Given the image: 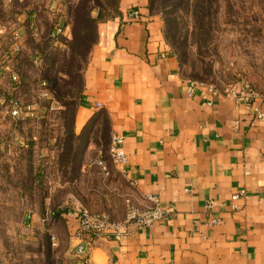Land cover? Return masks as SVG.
Listing matches in <instances>:
<instances>
[{"label": "crops", "instance_id": "1", "mask_svg": "<svg viewBox=\"0 0 264 264\" xmlns=\"http://www.w3.org/2000/svg\"><path fill=\"white\" fill-rule=\"evenodd\" d=\"M9 1L0 0L2 200L15 206L27 201L32 219L49 213L47 226L56 242L73 253L76 208L66 203L81 199L54 194L75 183L64 175L63 157L70 153L65 141L72 134L85 146L91 129L105 126L108 138L123 139L127 160L117 166V175L130 200L142 203L156 195L170 211L150 226L129 229L120 240L99 239L86 264H264V116L254 112L259 107L264 113V96L247 103L206 85L189 95L161 14L148 0H118L117 13L96 23L72 130L66 131L59 113L64 105L46 79H31L18 59L25 33L37 34L38 10L23 6V0ZM133 8L140 11L137 19L127 16ZM49 10L59 9L52 3ZM41 81L58 108L39 96ZM14 100L20 105L17 116L11 114ZM124 212L112 218L122 220Z\"/></svg>", "mask_w": 264, "mask_h": 264}, {"label": "rangeland", "instance_id": "2", "mask_svg": "<svg viewBox=\"0 0 264 264\" xmlns=\"http://www.w3.org/2000/svg\"><path fill=\"white\" fill-rule=\"evenodd\" d=\"M76 1H22L23 6L37 8L38 31L32 36L25 33V49L19 62L31 79L45 78L60 95L64 110L59 113L64 115L66 131L72 130V117L78 105L76 90L96 38V28L93 27V34H86L81 25L75 24L72 9ZM52 3L61 11H50ZM115 3L116 0H89L94 8L91 15L97 16L96 7L100 6L103 8L100 20L109 19L115 14L112 7ZM153 10L162 16L165 36L179 59L186 81L229 93L231 97L234 94L264 96V0H166L163 7L154 4ZM1 12L3 15L4 11ZM5 14L9 19L10 9ZM59 27L62 33L53 35ZM64 27L68 29L66 34ZM83 39L86 42L80 44ZM86 140L83 146L71 134L69 143L65 141L70 153L62 156L64 175L75 183L57 189L55 198L70 193L81 201H69L68 207H86L91 212H103L117 219L123 210L126 212L130 196L122 177L117 175L118 165L109 154L111 139L107 128L93 127ZM99 161L106 165L108 173ZM83 165L85 169L81 171ZM58 201L56 205L64 204ZM26 202L8 205L0 195V264H79L81 260L77 256L56 242V234L47 226L52 223L49 213L44 218L32 219L29 225L26 223L25 216L34 211Z\"/></svg>", "mask_w": 264, "mask_h": 264}, {"label": "built area", "instance_id": "3", "mask_svg": "<svg viewBox=\"0 0 264 264\" xmlns=\"http://www.w3.org/2000/svg\"><path fill=\"white\" fill-rule=\"evenodd\" d=\"M128 18L130 19H137L140 17V11L137 8L130 9L127 14ZM62 33L61 27L55 29L53 35H60ZM15 49H19V44L15 45ZM37 63V61H35ZM2 72L0 71V77ZM11 79L16 83L18 82V76L15 73L11 74ZM186 92L189 95H192L197 87L202 86L195 81H186ZM42 89L39 91V96L42 98L52 99L56 104V108L59 107L58 103L52 97L51 93L45 89L46 83L45 81H41L40 83ZM213 93H222L224 95H229V93L219 92L211 87H208ZM240 100L247 99V103H249L252 99L258 97L259 95H254L252 97H245L238 95H232ZM13 109L11 110V114L13 116H17L20 113V105L17 100L13 101ZM26 110L31 111V107L26 106ZM254 112L257 118H262L264 113L259 107L254 108ZM123 139L119 135H114L111 138V144L109 147V154L113 163L118 166H123L126 163L127 157L126 153L122 147ZM101 168L106 170L108 173V169L106 165L99 161ZM238 194L232 196V198H237ZM128 205L126 207L125 216L122 220H114L111 219L109 215L103 212H91L86 207H80L75 210L74 218L77 221V236L78 242L73 249V254L77 256L81 261L79 264H86L87 255L91 249H93L99 239L101 238H110L112 237L115 240H120L121 235L127 232L129 229L150 226L155 220L166 216L170 209L165 208L161 205L158 197L156 195H148L143 197L142 203H135L131 201L130 198L128 199ZM213 201L210 199L207 201V207L212 208ZM26 223L29 225L32 220V215L27 214L25 216ZM216 221V219H213ZM53 240V235L51 236Z\"/></svg>", "mask_w": 264, "mask_h": 264}, {"label": "trees", "instance_id": "4", "mask_svg": "<svg viewBox=\"0 0 264 264\" xmlns=\"http://www.w3.org/2000/svg\"><path fill=\"white\" fill-rule=\"evenodd\" d=\"M148 2H149V6L151 9H153L154 4H161L162 7L164 6V4H166V0H148ZM112 7H113V12L116 14L117 13V7H118V0H116V3ZM93 9L94 8L89 5V0H78V1H76V3H74L73 9H72V17L77 22L75 24L81 25L82 28H84V31L86 32V34H88L89 32L90 33L92 32V34H93V27L95 29L96 23H97V21L100 20V17H101L102 12H103V8L100 6H97L96 7V10H98L97 16H92L91 11ZM83 42H86V40L83 39L80 44H82ZM49 88L52 91V93L54 94V96L58 100H61L60 95L56 94V90L52 86H49ZM79 88L76 90L77 92H79ZM75 92H71V93H75Z\"/></svg>", "mask_w": 264, "mask_h": 264}]
</instances>
